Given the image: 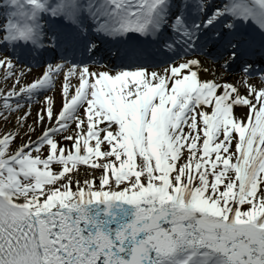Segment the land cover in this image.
Here are the masks:
<instances>
[{
	"label": "snow or ice",
	"instance_id": "snow-or-ice-1",
	"mask_svg": "<svg viewBox=\"0 0 264 264\" xmlns=\"http://www.w3.org/2000/svg\"><path fill=\"white\" fill-rule=\"evenodd\" d=\"M0 264H264V0H0Z\"/></svg>",
	"mask_w": 264,
	"mask_h": 264
}]
</instances>
